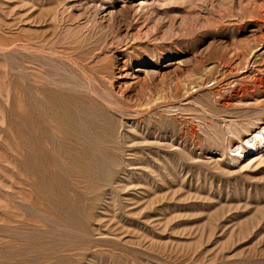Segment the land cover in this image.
Returning a JSON list of instances; mask_svg holds the SVG:
<instances>
[{"label": "rangeland", "instance_id": "obj_1", "mask_svg": "<svg viewBox=\"0 0 264 264\" xmlns=\"http://www.w3.org/2000/svg\"><path fill=\"white\" fill-rule=\"evenodd\" d=\"M263 123L264 0H0V264H264Z\"/></svg>", "mask_w": 264, "mask_h": 264}, {"label": "bare ground", "instance_id": "obj_2", "mask_svg": "<svg viewBox=\"0 0 264 264\" xmlns=\"http://www.w3.org/2000/svg\"><path fill=\"white\" fill-rule=\"evenodd\" d=\"M264 124V123H263ZM259 127V126H258ZM258 132L251 137H249L247 140H245L242 144V146H239L236 150L237 153H247L248 150H251V152L257 151L258 146L261 145V143L264 144V125L260 129L257 130ZM262 144V145H263ZM246 156V155H245Z\"/></svg>", "mask_w": 264, "mask_h": 264}]
</instances>
